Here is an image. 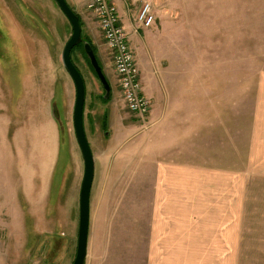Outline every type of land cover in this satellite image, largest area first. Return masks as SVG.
<instances>
[{
	"label": "rangeland",
	"instance_id": "obj_1",
	"mask_svg": "<svg viewBox=\"0 0 264 264\" xmlns=\"http://www.w3.org/2000/svg\"><path fill=\"white\" fill-rule=\"evenodd\" d=\"M142 1L126 8L140 34L135 52L152 103L145 122L125 106L110 67L104 68L112 87L106 102L81 50L73 53L86 83L94 202L102 196L106 215L101 224L92 220L87 264H264V0H151L159 25L152 32L134 20ZM69 2L84 18L83 36L88 40L90 23L98 40L88 0ZM0 29V187L3 170H13L14 151L16 181L19 160L33 154L38 165L53 145L60 153L44 203L25 204V242L15 225L0 224V264H72L84 163L73 127L75 85L61 61L71 25L55 0H0ZM188 90L196 105L211 108L212 168L196 170L194 191L186 177L165 178L164 220L174 223L157 234L146 183L134 182L140 177L126 176L107 192L96 176L108 168L107 155H132L135 161L116 162L117 169L137 172L147 168L141 154L171 148L173 105ZM112 214L113 223L104 224Z\"/></svg>",
	"mask_w": 264,
	"mask_h": 264
},
{
	"label": "crops",
	"instance_id": "obj_2",
	"mask_svg": "<svg viewBox=\"0 0 264 264\" xmlns=\"http://www.w3.org/2000/svg\"><path fill=\"white\" fill-rule=\"evenodd\" d=\"M136 0H129L127 3H134ZM71 8L77 12V8L70 4ZM115 4L119 9V13L122 18V23L125 25L126 29L130 33L132 44L135 47L134 43L139 41L140 34L138 31L134 30L132 25L130 14L127 13L128 9L123 0H114ZM128 5V4H127ZM79 14V12H78ZM92 14V13H91ZM82 22L85 21L81 16ZM155 25L158 27V20L155 21ZM90 23H87L89 27L90 36L88 40L92 42L97 50V55L102 66L110 67L111 74L114 76L115 82L116 77L114 75V70L112 67V61L109 59L106 63L105 56L102 54L107 51L102 32L99 29V39L96 40L92 34ZM154 27V26H153ZM85 30V29H84ZM152 28L145 29L144 31H151ZM141 32V31H139ZM107 53V52H106ZM105 57V58H104ZM138 57V55H137ZM138 64H139V59ZM143 83V80H142ZM144 88V85H143ZM184 96L183 99H178L175 105H173V123H172V140L171 148H155V152L141 154V160L147 163V168H140L139 171L134 172L132 169L118 170V164L121 160H133V156H124L119 158L118 155L112 154L107 155L103 158L104 161L108 163V168L102 169L100 174H97L96 183H101L100 186H104L105 190L109 192L110 190L117 187V185L122 184V178L129 176L130 178H135L136 176L140 177L142 180L134 181L135 183H140L145 185L147 193L149 194V206H150V220L149 224L153 225V232L162 234L163 225L173 224L174 221L164 220V180L165 178L173 177H183L188 178V182H192L193 188L191 191H194L195 177H197L196 170H210L212 168V157H211V108L210 106H201L195 104V94L189 93ZM183 95H178V98ZM86 106V105H85ZM52 105H50V110ZM52 119L53 115L51 114ZM54 124L56 128V133L59 140V127L57 122L54 119ZM164 123V122H163ZM237 143V142H236ZM153 144H156V139ZM19 149V148H18ZM161 149V150H160ZM15 150V149H14ZM46 154V155H45ZM14 160H13V170L6 168V171L2 172V184L0 187V224L11 226L15 225V233L17 232V237L21 238L20 242H25V219L28 217L25 213L26 205L31 206L36 203L42 205L48 193L53 187L54 177L56 173L57 162L60 157L58 152V146L53 145V150L50 153H44L45 157L41 161H38L39 164H36V158L31 155L29 159H23L24 164L20 163L18 166L17 172V181L15 179V151H14ZM116 155V156H115ZM126 155V154H125ZM130 155V154H129ZM162 155V157H160ZM163 155H171V158H165ZM45 158V159H44ZM49 162L48 166H44V161ZM113 162V165L110 166ZM41 163V164H40ZM46 167V168H45ZM200 173V172H199ZM200 175V174H199ZM146 179H145V178ZM96 184L94 183V186ZM189 185V184H188ZM187 185V186H188ZM93 186V185H92ZM107 188V189H106ZM94 189V188H93ZM184 190V189H182ZM186 192H190V187L186 189ZM95 197L93 195V190L90 197V229L93 218H96L98 224L102 223V219L106 218L105 212L102 210V196L99 197V203H95ZM26 204V205H25ZM95 205V207H94ZM102 210V211H101ZM114 214L109 215L107 221H104V224L111 225L113 223ZM27 216V217H26ZM160 226V227H159ZM89 238V237H88ZM104 240H107L108 237L104 236ZM43 249V248H42ZM17 251V246L15 247ZM50 252V251H49ZM31 255H28L30 257ZM88 257V254H87ZM33 258V257H32ZM33 261V260H32ZM1 262V259H0ZM28 264V263H27ZM87 264V260H86Z\"/></svg>",
	"mask_w": 264,
	"mask_h": 264
},
{
	"label": "water",
	"instance_id": "obj_3",
	"mask_svg": "<svg viewBox=\"0 0 264 264\" xmlns=\"http://www.w3.org/2000/svg\"><path fill=\"white\" fill-rule=\"evenodd\" d=\"M55 1L57 2L60 10L70 22L72 29L70 38L67 40L62 49L61 61L75 85L76 96L73 110V127L84 163V174L79 197V225L77 248L75 258L72 264H86L88 237L90 229V196L94 180L95 157L88 141L84 125L86 85L82 73L76 67L71 58V52L75 47L82 44L84 52L90 62V65L105 92L103 95L104 100H108L110 98L112 89L111 84L104 72V68L99 63V60L92 47L91 42L87 40L82 34V25L80 23L79 15L71 8L67 0ZM54 102L56 103V100ZM55 103L52 104V115L56 122L59 123L60 116ZM64 137V133L63 131H61L60 128V144L63 141Z\"/></svg>",
	"mask_w": 264,
	"mask_h": 264
},
{
	"label": "built area",
	"instance_id": "obj_4",
	"mask_svg": "<svg viewBox=\"0 0 264 264\" xmlns=\"http://www.w3.org/2000/svg\"><path fill=\"white\" fill-rule=\"evenodd\" d=\"M87 9L96 17L125 106L141 121L151 113L152 103L143 93V83L130 33L122 23L114 0H88ZM138 29H148L156 20L151 0H143L136 15Z\"/></svg>",
	"mask_w": 264,
	"mask_h": 264
},
{
	"label": "trees",
	"instance_id": "obj_5",
	"mask_svg": "<svg viewBox=\"0 0 264 264\" xmlns=\"http://www.w3.org/2000/svg\"><path fill=\"white\" fill-rule=\"evenodd\" d=\"M80 17V16H79ZM80 23H81V25H82V21H81V19H80ZM91 44H92V42H91ZM92 47H93V49H94V51H95V53H96V55H97V50H96V48H95V46L92 44ZM77 49H80L81 50V52H82V56L84 57V59L86 60V62L88 63V65H89V67L91 68V70L93 71V69H92V67H91V65H90V62H89V60H88V58H87V56H86V54H85V52H84V49H83V46H82V44H80V45H78L77 47H75L73 50H72V52H71V58H72V60H73V62H74V64L76 65V67L80 70V68L77 66V64H76V62H75V60H74V58H73V53H74V51L75 50H77ZM97 58H98V55H97ZM100 62V61H99ZM80 72H81V70H80ZM94 72V71H93ZM82 73V72H81ZM95 74V73H94ZM85 80V79H84ZM109 100H106V102H108ZM86 105V104H85ZM85 105H84V113H85ZM84 118H85V116H84ZM104 118H106L107 119V116L105 115V113H104ZM106 119H104V121H103V126L105 125L106 126Z\"/></svg>",
	"mask_w": 264,
	"mask_h": 264
},
{
	"label": "flooded vegetation",
	"instance_id": "obj_6",
	"mask_svg": "<svg viewBox=\"0 0 264 264\" xmlns=\"http://www.w3.org/2000/svg\"><path fill=\"white\" fill-rule=\"evenodd\" d=\"M0 31H1V29H0ZM1 38H2V35H1V33H0V40H1ZM104 95V92H103V94H102V96Z\"/></svg>",
	"mask_w": 264,
	"mask_h": 264
}]
</instances>
